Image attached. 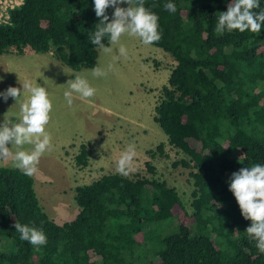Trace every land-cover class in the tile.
Masks as SVG:
<instances>
[{
    "label": "trees",
    "instance_id": "16d2710c",
    "mask_svg": "<svg viewBox=\"0 0 264 264\" xmlns=\"http://www.w3.org/2000/svg\"><path fill=\"white\" fill-rule=\"evenodd\" d=\"M231 2L144 3L159 17L162 38L152 45L174 61L152 118L166 143L184 155L171 165L190 169V211L164 180L114 172L76 185L77 213L56 224L40 208L31 177L0 166V264H136L143 247L152 251L157 241L161 247L147 264H264L246 232L251 221L229 190L232 173L264 165V25L259 35L233 30L217 36L220 12ZM167 3L176 5L175 13L165 10ZM259 3L257 12L264 10V0ZM106 14L110 22L109 8ZM98 23L93 0H21L0 23V54L29 48L72 72L93 68L99 47L90 37ZM87 144H79L76 165L87 164ZM154 149L146 153L166 156L162 143ZM171 218L174 232L161 239L150 234ZM15 222L41 229L47 243L37 249L21 240Z\"/></svg>",
    "mask_w": 264,
    "mask_h": 264
},
{
    "label": "rangeland",
    "instance_id": "374dc122",
    "mask_svg": "<svg viewBox=\"0 0 264 264\" xmlns=\"http://www.w3.org/2000/svg\"><path fill=\"white\" fill-rule=\"evenodd\" d=\"M117 6L126 8L129 5L121 3ZM109 10L111 21L114 7L110 6ZM121 43L128 50L127 59H114L118 56L119 45H111L109 40L105 46L112 47L113 53L106 54L98 48L95 67L107 68L109 63L114 64V70L106 78H94L91 71L95 67L72 72L65 66L39 61L37 56L40 53L29 48H24L20 55L12 50L0 54V77L3 78L0 80V92L10 86L22 92L25 80L36 81L47 89L53 101L52 118L47 126L53 147L41 157L38 172L30 177L40 208L56 224L72 219L78 211L73 200V188L87 184L102 174L118 173L117 161L129 144L135 145L137 155L134 160L135 171L127 177L144 176L164 180L175 188L184 208L190 211V169L171 165L184 155L166 143L164 133L152 118L160 87L166 83L174 61L160 48L144 45L138 38L124 36ZM77 76L88 79L97 92L89 99H82L73 93V104L69 107L64 93L70 91L68 81ZM27 97L28 94L23 93L21 100ZM4 115L13 116L10 119L18 122L20 102L12 97L5 102L0 97V124L3 123ZM81 143H88L89 149L87 164L83 167L74 162V155ZM158 143L163 144L166 156H159L157 151L155 156H149L146 150L154 151ZM7 146L11 148V144ZM32 148V145L24 146L26 151ZM12 151H16L14 145ZM145 163L154 167V173L147 170ZM0 166L15 167L11 159L0 160ZM162 223L165 224H161V227L165 228L150 233L154 238L161 239L174 232L177 226L175 218ZM139 243L145 244L144 241ZM160 247L158 241L152 251L147 245L143 247L140 263L136 264H147L153 250ZM139 250L141 244L134 247L133 257L129 258H132L133 263Z\"/></svg>",
    "mask_w": 264,
    "mask_h": 264
},
{
    "label": "clouds",
    "instance_id": "9594fccd",
    "mask_svg": "<svg viewBox=\"0 0 264 264\" xmlns=\"http://www.w3.org/2000/svg\"><path fill=\"white\" fill-rule=\"evenodd\" d=\"M126 3L128 7L117 5ZM145 0H93L94 12L99 23L96 31L90 37L91 43L98 46L104 53L111 54L114 49L106 47L103 43L105 37L111 45H119L118 56L128 58V50L121 43L124 36L138 38L144 45H152L161 40L158 20L159 17L144 6ZM114 7L112 19L106 10ZM169 13L176 12V5H164ZM260 8L259 0H234L227 10L220 12L215 27V34L222 36L225 32L238 30L259 35L264 25V10ZM114 70V64L109 63L107 68L95 67L91 71L94 78L107 77ZM3 78L0 77V80ZM23 91L16 87H8L0 92V97L6 102L12 97L20 102V115L18 122H13L8 116L0 124V160L11 159L15 167L22 170L27 176L38 172L41 157L52 150V137L47 126L49 125L53 101L45 87L39 86L36 81L25 80L22 84ZM70 91H65L64 97L69 107L73 104V93L82 99H89L96 95L97 89L88 79L77 76L68 81ZM27 93V99L21 100L22 94ZM11 144V148L7 145ZM16 151H12V146ZM25 145H32L31 151L24 150ZM134 144H129L117 161L116 171L124 176L135 171L134 160L136 157ZM229 190L235 197L241 215L251 221V226L246 229L250 240H254L258 251L264 254V165L256 164L251 168H241L231 175ZM14 227L20 233V239L37 247L47 243V237L41 229L22 225L15 222Z\"/></svg>",
    "mask_w": 264,
    "mask_h": 264
},
{
    "label": "built area",
    "instance_id": "2783aa9c",
    "mask_svg": "<svg viewBox=\"0 0 264 264\" xmlns=\"http://www.w3.org/2000/svg\"><path fill=\"white\" fill-rule=\"evenodd\" d=\"M20 3L21 0H0V23H5L8 17V10Z\"/></svg>",
    "mask_w": 264,
    "mask_h": 264
},
{
    "label": "crops",
    "instance_id": "0c3cea01",
    "mask_svg": "<svg viewBox=\"0 0 264 264\" xmlns=\"http://www.w3.org/2000/svg\"><path fill=\"white\" fill-rule=\"evenodd\" d=\"M37 59H38L39 61H44L45 63L50 62L49 64H54V65H56V66H60V67L63 66V65H61L58 61H56L55 59H53L49 53H40V54H38ZM47 60H49V61H47ZM53 60H54V61H53ZM35 72H36V71H35ZM70 73H71V72H70Z\"/></svg>",
    "mask_w": 264,
    "mask_h": 264
}]
</instances>
